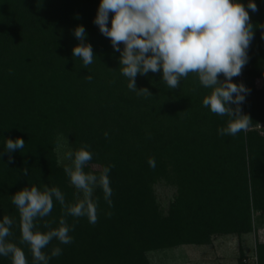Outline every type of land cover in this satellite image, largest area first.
Wrapping results in <instances>:
<instances>
[{
    "label": "trees",
    "instance_id": "1",
    "mask_svg": "<svg viewBox=\"0 0 264 264\" xmlns=\"http://www.w3.org/2000/svg\"><path fill=\"white\" fill-rule=\"evenodd\" d=\"M256 2L258 10L249 9V59L232 78L251 89L241 105L251 124L236 135H220L230 117L203 105L210 89L196 73L174 89L161 79L162 71L138 73L137 87L151 92L128 88L120 52L94 23L100 0H0V218H13L6 239L22 248L28 264L33 253L22 241L21 215L11 196L35 184L59 187L69 205L82 198L58 163L57 131L69 135L72 150L92 151L86 172L99 175L112 165L113 192L110 204L95 188V224L68 214L59 201L36 219L37 230L59 227L61 219L71 228L70 243L53 239L42 249L49 256L53 247L63 249L49 264H150V250L256 232L254 213L264 215V0ZM78 24L97 55L86 68L72 56ZM17 136L25 146L9 159L6 137ZM162 179L177 188L166 213L153 190ZM239 251L238 264H248L241 246ZM255 254L257 264H264V240H255ZM0 264H12L11 255H0Z\"/></svg>",
    "mask_w": 264,
    "mask_h": 264
},
{
    "label": "clouds",
    "instance_id": "2",
    "mask_svg": "<svg viewBox=\"0 0 264 264\" xmlns=\"http://www.w3.org/2000/svg\"><path fill=\"white\" fill-rule=\"evenodd\" d=\"M249 9L258 10L256 0H247L246 6L243 0H100L94 23L120 52L119 66L128 78L129 89L151 92L147 87H137L138 73L162 71L161 79L169 89H174L182 78L194 72L200 83L210 89L203 97V105L213 113L230 117L226 125L218 129L219 134L236 135L248 130L252 120L241 110L251 89L243 81L232 79L241 74L249 59L248 49L254 38ZM110 12L113 15L109 25ZM73 34L79 42L73 46L72 56L81 58L86 68L97 55L85 39L87 32L83 24H78ZM87 79L93 77L88 75ZM24 146L23 137H6L9 159L12 152ZM63 158L70 161L64 170L71 184L83 194L77 202L66 204L61 189L47 185L43 189L35 184L23 187L11 196L21 215L22 241L30 244L33 253L32 264H49L51 256L62 254L63 249L58 245L52 248L51 256L42 251L53 239L62 244L73 239L71 228L63 219L59 227L48 231L36 229V219L48 216L54 201L64 205L68 214L87 216L93 224L98 219L93 198L95 188L101 187L104 198L112 202L109 178L112 165H105L99 175L86 172L85 165L93 158L88 146L77 150L68 148ZM148 163L154 168L155 158L150 157ZM23 171L29 174L27 168ZM13 223L9 215L0 218V255H11L12 264H28L22 248L6 239Z\"/></svg>",
    "mask_w": 264,
    "mask_h": 264
},
{
    "label": "rangeland",
    "instance_id": "3",
    "mask_svg": "<svg viewBox=\"0 0 264 264\" xmlns=\"http://www.w3.org/2000/svg\"><path fill=\"white\" fill-rule=\"evenodd\" d=\"M258 126L260 127V124ZM56 133L55 151L58 163L65 166L70 161L63 158V153L71 148V140L65 133ZM153 190L162 212L166 213L176 193V185L162 179L153 185ZM78 195L83 197L82 193L78 192ZM254 219L257 224L256 232L244 234L241 238L236 234H227L214 237L210 244H181L150 250L147 252V258L150 264H238L241 246L248 264H257L255 240H264V215L255 212Z\"/></svg>",
    "mask_w": 264,
    "mask_h": 264
}]
</instances>
